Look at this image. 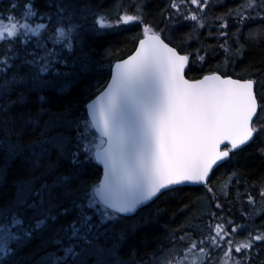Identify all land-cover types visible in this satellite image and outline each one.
<instances>
[{"label":"snow or ice","instance_id":"1","mask_svg":"<svg viewBox=\"0 0 264 264\" xmlns=\"http://www.w3.org/2000/svg\"><path fill=\"white\" fill-rule=\"evenodd\" d=\"M188 4L198 11L185 15L182 9ZM210 5L211 0L171 2L177 17L194 21L200 28L205 25L199 13ZM46 6L55 15L44 13L42 18H55V27L47 23L33 26L28 21V17L41 15L34 0L20 5L25 9L22 17H7V23L0 20V184L17 162L25 173L18 182L14 206H0V237L26 244L38 234L53 232L52 243L63 253L50 258L49 264H136V249H128V260L121 259V253L136 231L150 222L125 226V221L142 205L177 186L203 185L215 198L210 179L213 169L231 163L244 146L264 136V79H233L218 72L187 79L189 65L203 64L209 53L178 50L146 24L135 53L115 65L105 91L87 105L92 127L101 134L100 144L82 145V134H70L78 123L71 118L70 106L53 114L47 107L48 97L42 93L54 89L66 95L77 86L75 68L57 58L55 46L72 50V41L83 28L80 21L87 19L80 14L87 4L82 0H47ZM256 8L264 9V0H244L235 10L238 24L252 19L251 13H244ZM130 22H143V17L125 12L115 21L106 16L94 19L98 29ZM219 27L227 29V21ZM219 35L228 33L221 31ZM33 37L42 39L29 48ZM45 40L53 47L47 48ZM219 47L228 51L223 44ZM57 65H64L67 71ZM33 96L38 105L35 112L25 110ZM92 148L104 174L98 184L89 187L83 180L85 160L81 153ZM258 194L260 201L250 192L246 194L248 205L253 207L242 215L264 214V186ZM215 207L223 205L216 203ZM29 210L31 220L25 216ZM67 217L72 219L57 229L59 221ZM241 227L209 224L211 235L199 245L193 241L188 251L223 249L227 258L223 264H247L248 253L264 244V230L249 231L243 242L234 243L232 236ZM10 253L12 247L0 244V257ZM233 253H241L242 258ZM163 264L188 262L186 257L173 255ZM199 264H210V260L199 259Z\"/></svg>","mask_w":264,"mask_h":264},{"label":"trees","instance_id":"2","mask_svg":"<svg viewBox=\"0 0 264 264\" xmlns=\"http://www.w3.org/2000/svg\"><path fill=\"white\" fill-rule=\"evenodd\" d=\"M216 1L211 0L210 8L205 9V27L200 28L194 21L169 20L168 17L173 13L172 0H82L87 4V8L81 9L80 14L86 15L87 19L80 21L83 28L73 39L72 50L68 51L61 45L55 46L57 58L67 60L68 66L75 68V80L78 83L66 95H59L54 89H46L42 94L48 97L47 107L53 114H58L70 106L71 118L78 122L70 130V134L72 136L82 134L84 137L82 145L90 147L99 145L100 138L91 127L86 104L106 86L114 62L128 57L135 50L143 34L139 23L123 24L112 29H98L94 25V19L97 16H106L114 21L125 12L140 14L143 17V24L155 27L167 38L166 42L171 41V46L177 47L178 50L183 48L185 52L195 53L199 49L201 54L209 53L203 64L189 65L185 73L187 79L197 80L214 72L235 79H264V9H256L252 19L239 25L235 10L241 5V0ZM25 2L26 0H0V19L7 21V17H22L25 9L20 5ZM34 3L41 15L28 17V21L34 24L47 23L51 27L57 26L58 21L55 18L50 21L42 18L44 13L53 17L55 15L54 10L46 6L47 0H34ZM12 4H16L17 7L13 8ZM229 13L233 15H228ZM224 20L227 21L228 28L221 31L227 32L228 35L220 36L221 31L218 32L216 29L220 28L219 25ZM41 39L33 37L27 46L31 48ZM44 43L49 49L53 47L49 41L45 40ZM221 44L225 45L228 51L220 48ZM220 66L225 69L224 73L219 70ZM57 67L61 71H67L64 65ZM59 83L60 81H57L58 85ZM37 106L36 98L33 96L25 110L31 109L35 112ZM94 150L92 148L89 152L81 153L82 160H85L83 180L89 187L98 184L102 175L101 168L92 156ZM233 172H238L239 175L233 176ZM24 176L19 162L12 165L6 180L0 184V206H14L18 182L23 180ZM210 179L213 190L217 189L219 183L231 180L233 182L229 194H232L237 186L243 187L244 195L248 192L253 196L258 194V190L264 186V136L255 139L239 151L231 163L217 167ZM206 200L209 198L204 187H182L166 192L140 209L125 221V226L134 222L150 223L148 227L137 230L129 239L128 245L121 253V259L128 260V249L132 248L137 250L136 264L144 263L149 256L161 251L184 230L193 232L196 228L194 220L201 211V202ZM25 216L31 220L32 212L30 210L25 212ZM230 218L235 219V216L231 213ZM71 219L72 217L62 218L55 227L58 229L61 224H67ZM257 223L264 224V214L258 217ZM262 227L264 230V225L258 229L261 230ZM53 236V232L46 231L26 244H17L11 240L8 245L13 248V253L1 259L0 264H42L41 261L57 249L52 243ZM251 255L253 256L251 264H264V244L254 247Z\"/></svg>","mask_w":264,"mask_h":264},{"label":"rangeland","instance_id":"3","mask_svg":"<svg viewBox=\"0 0 264 264\" xmlns=\"http://www.w3.org/2000/svg\"><path fill=\"white\" fill-rule=\"evenodd\" d=\"M214 1L217 2L216 0H214ZM240 3L243 4L244 0H241ZM256 9H258V8H256ZM256 9L255 10L248 9L245 11L244 14L249 15V13H251V16L253 17V13L256 12ZM172 10H173V13H172L171 17H173V19H172L173 21L183 20V19H180L179 17H177V14H176L174 9H172ZM182 10H183L185 15H187L189 13V11H192V12L198 11L196 6L191 5V4H188ZM204 14H205L204 12L199 13V15L202 18L203 23L206 22ZM0 20H2V19H0ZM4 22L7 23V21H5V20H4ZM133 23H139L141 25L142 34H143V27L145 26V24H143V22H130L128 24H133ZM37 24H39V23H37ZM171 24H173V23H171ZM121 25H123V24H120L119 26H121ZM33 26H35L34 23H33ZM119 26H117V27H119ZM117 27H114V28H117ZM212 28H214V26ZM216 30H218V32H219V31H221V28H218ZM197 64H199V63H197ZM219 70H222L221 73H224L223 71H225L223 66H220ZM261 118L264 119V113L261 114ZM226 181H228V180H226ZM226 181L219 183L220 185L218 184L219 186L217 187L216 190H214L215 198H213L212 194L207 192L209 200L201 202V206H200L201 211H200V213L197 214V216L194 220V222L196 224L195 225L196 228L193 232L184 230V232L181 233L180 235H178V237L175 238L171 243H169V244L167 243L168 245L166 244V246L161 251H159L158 253L152 254L151 256H149V258L144 263H140V264H163L165 258H168L170 260L173 255L176 256L177 258L186 257L188 264H193L194 261L197 262V264H199V259L210 260V264H223V260L227 259L226 257H224V250L223 249H212L210 253H201L199 251V248L194 249L192 252L188 251V248L190 247V244L193 241H195L199 245V242L201 239H204L205 237L211 235V232L208 228L209 224L222 223L229 229L232 226L241 225L242 226L241 230L232 236V240L234 243L243 242L245 239V236L247 235V232H249V231L254 232L256 229L263 226L264 224L258 225V223H257V219L260 216L259 212H258V214L254 215L252 217H249L247 215H242V213H246V212L250 211L251 207H253V206L248 205L246 198H245L246 195H244L242 193L243 187L238 188V186H237L233 189L232 194H229V189L231 187V183H226ZM205 190L207 191L206 188H205ZM224 191H227L228 194L223 195ZM254 197H257L258 201H260V199H261L259 197V194L254 195ZM216 203L222 204L223 207L222 208H216L215 207ZM255 207L259 208V204H257ZM229 213L230 214L232 213L235 216V219L230 218ZM213 214H215V215H213ZM261 230H263V227L261 228ZM181 237H184V238L181 239ZM5 242L7 243V245L10 244L11 239H8L7 241H5L2 237H0V244H3ZM202 246L208 247L207 245H202ZM62 253H63V249L57 247V249L53 252H50L41 261V263L42 264H49L50 258L61 256ZM233 255L235 257H237L238 259L242 258L241 253H233ZM252 255H251V251H250L248 253L249 259L247 261V264H251L250 261H251V258H253ZM239 256H240V258H239ZM5 257H7V256L0 257V261H1V259L5 258ZM69 264H70V262H69Z\"/></svg>","mask_w":264,"mask_h":264},{"label":"water","instance_id":"4","mask_svg":"<svg viewBox=\"0 0 264 264\" xmlns=\"http://www.w3.org/2000/svg\"><path fill=\"white\" fill-rule=\"evenodd\" d=\"M141 39H143V37L141 38ZM137 47H138V43H137V46H136V48H135V50L128 56V57H130L131 55H133L134 53H135V51H136V49H137ZM128 57H126V58H124V59H121V60H118V61H116V62H114V64L112 65V67H111V72H110V78H109V80H108V82H107V84H106V86L111 82V78H112V75H113V73L115 72V65L117 64V63H120L121 61H123V60H125V59H128ZM187 70V69H186ZM186 73V72H185ZM186 77V76H185ZM225 77H227V76H225ZM233 79H235V78H233ZM198 80V79H197ZM106 86L93 98V99H91L87 104H86V113H87V117H88V119H89V122H90V124H91V127H92V120H91V118H90V116H89V111H88V108H87V105H89L90 103H92L95 99H96V97L97 96H99L103 91H105V89H106ZM92 129H93V131L95 132V134L100 138V136H101V134H100V132L98 131V129H96V128H94V127H92ZM251 143V142H250ZM249 143V144H250ZM248 144V145H249ZM248 145H246V146H248ZM246 146H244L243 148H245ZM224 146H222V148H223ZM95 151V150H94ZM94 157V156H93ZM94 161H95V159H94ZM96 162V161H95ZM96 164L101 168V171H102V175H101V178H100V180H99V182L103 179V174H104V167H103V165H101V164H99V163H97L96 162ZM222 164H224V163H221L220 165H222ZM220 165H218V166H216L214 169H213V171L217 168V167H219ZM98 182V183H99ZM182 187H204L203 185H199V184H185V185H181V186H177L175 189H177V188H182ZM157 199V198H156ZM150 203H152V202H149V204ZM148 204V205H149ZM143 207H145L144 205H142L141 207H140V209H142ZM140 209H138L137 210V212L140 210ZM136 212V213H137ZM136 213H134V214H132L130 217H132V216H134Z\"/></svg>","mask_w":264,"mask_h":264},{"label":"flooded vegetation","instance_id":"5","mask_svg":"<svg viewBox=\"0 0 264 264\" xmlns=\"http://www.w3.org/2000/svg\"><path fill=\"white\" fill-rule=\"evenodd\" d=\"M262 102H264V101H262ZM241 151V150H240ZM205 188V187H204ZM260 215H262V214H260Z\"/></svg>","mask_w":264,"mask_h":264}]
</instances>
